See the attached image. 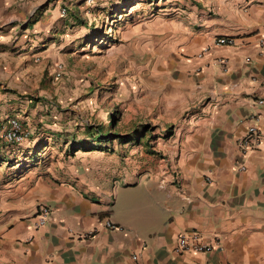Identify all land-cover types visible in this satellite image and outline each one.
I'll use <instances>...</instances> for the list:
<instances>
[{
  "label": "crops",
  "instance_id": "crops-1",
  "mask_svg": "<svg viewBox=\"0 0 264 264\" xmlns=\"http://www.w3.org/2000/svg\"><path fill=\"white\" fill-rule=\"evenodd\" d=\"M72 1L0 0V127L18 119L31 130L27 142L0 148V184L18 185L1 195L0 264H264V0L184 2L169 47L178 69L164 71L165 133L139 171L105 141L63 142L51 133L61 125L57 106L25 90L27 71L12 80L15 57L39 75L48 40L72 20L62 9L77 11L66 8ZM219 37L233 44L215 46ZM251 126L259 145L244 151ZM83 143L95 150L83 151ZM75 152L90 159L72 166ZM107 220L121 229L108 230ZM183 233L213 249L176 253Z\"/></svg>",
  "mask_w": 264,
  "mask_h": 264
},
{
  "label": "rangeland",
  "instance_id": "rangeland-1",
  "mask_svg": "<svg viewBox=\"0 0 264 264\" xmlns=\"http://www.w3.org/2000/svg\"><path fill=\"white\" fill-rule=\"evenodd\" d=\"M76 1L66 5L77 9L66 10L70 23L48 40L51 53L41 62L39 75H32L33 65L22 64L28 62L26 58L15 57L17 61L9 63L18 76L12 80L22 82L21 74L27 71L25 90L34 89L33 96L49 98L57 106L56 122L61 125L50 132L59 134L63 142L67 136L72 137L70 141L88 142L99 129L106 134L104 149L134 160L139 171L149 164L145 153L153 155L154 141L165 133L159 122L166 117L161 109L167 89L164 71L178 69L177 61L169 57V47L177 37L187 0ZM56 62L63 67L57 80L51 74ZM63 142L54 151L62 152ZM82 159L90 155L75 152L68 158L72 166ZM3 170L0 176H5ZM15 181L7 190L0 184V202L1 195L18 187Z\"/></svg>",
  "mask_w": 264,
  "mask_h": 264
},
{
  "label": "built area",
  "instance_id": "built-area-1",
  "mask_svg": "<svg viewBox=\"0 0 264 264\" xmlns=\"http://www.w3.org/2000/svg\"><path fill=\"white\" fill-rule=\"evenodd\" d=\"M62 15L66 13L65 9L61 11ZM233 44V39L229 37H219L214 41L215 46H227ZM209 51V47L203 49L197 57L199 59L203 58L204 54ZM224 64L223 61H220ZM63 67L61 64H56L54 78L59 79L62 74ZM31 137V132L29 129H25L18 119H10L6 125L0 128V148L7 145L22 144L27 142ZM259 145V132L256 127L251 126L246 129L244 138L241 141V147L244 151L254 150ZM241 171L245 168L240 167ZM48 214V209L46 206L40 208L36 216V226L42 227L45 224L46 217ZM104 226L108 230H120L121 228L112 224L110 221H105ZM213 249L211 245H205L202 243L201 238L198 234L192 233L190 235L183 233L180 234L177 242L174 246V251L178 254L182 253H207ZM132 259L136 260L137 257L134 255Z\"/></svg>",
  "mask_w": 264,
  "mask_h": 264
},
{
  "label": "trees",
  "instance_id": "trees-1",
  "mask_svg": "<svg viewBox=\"0 0 264 264\" xmlns=\"http://www.w3.org/2000/svg\"><path fill=\"white\" fill-rule=\"evenodd\" d=\"M97 134H95L94 136V140H91L93 142H97V143H101L103 141H106V134H103L99 129L95 130ZM91 135H94L93 133H91ZM123 142V141H122ZM80 149H82L83 151H91V150H95L94 147L91 146H86L84 143L80 145L79 147ZM75 148L74 146L71 147L70 152H74Z\"/></svg>",
  "mask_w": 264,
  "mask_h": 264
}]
</instances>
